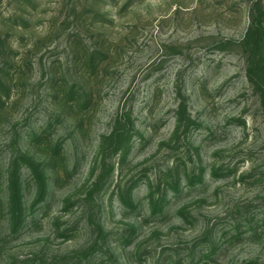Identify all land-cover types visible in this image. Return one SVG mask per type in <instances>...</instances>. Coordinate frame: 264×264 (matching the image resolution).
<instances>
[{
    "label": "rangeland",
    "instance_id": "374dc122",
    "mask_svg": "<svg viewBox=\"0 0 264 264\" xmlns=\"http://www.w3.org/2000/svg\"><path fill=\"white\" fill-rule=\"evenodd\" d=\"M253 1L0 0V264H264Z\"/></svg>",
    "mask_w": 264,
    "mask_h": 264
},
{
    "label": "trees",
    "instance_id": "16d2710c",
    "mask_svg": "<svg viewBox=\"0 0 264 264\" xmlns=\"http://www.w3.org/2000/svg\"><path fill=\"white\" fill-rule=\"evenodd\" d=\"M261 0H254L250 7V22L246 34L241 41V47L247 57V78L254 88L259 92L261 104L264 108V15L260 7ZM33 167L40 188V198L42 197L45 185L42 181L40 172ZM10 205L14 217V229L20 222L23 212L22 188L19 175L11 173L9 181Z\"/></svg>",
    "mask_w": 264,
    "mask_h": 264
}]
</instances>
